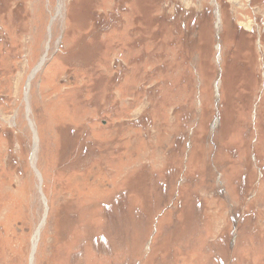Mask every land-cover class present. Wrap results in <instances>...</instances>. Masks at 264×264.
<instances>
[{"label": "rangeland", "instance_id": "obj_1", "mask_svg": "<svg viewBox=\"0 0 264 264\" xmlns=\"http://www.w3.org/2000/svg\"><path fill=\"white\" fill-rule=\"evenodd\" d=\"M0 264H264V0H0Z\"/></svg>", "mask_w": 264, "mask_h": 264}]
</instances>
